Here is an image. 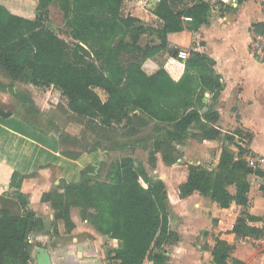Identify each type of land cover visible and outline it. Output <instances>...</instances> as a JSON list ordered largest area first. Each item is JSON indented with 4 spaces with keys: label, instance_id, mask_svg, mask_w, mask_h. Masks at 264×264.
Returning a JSON list of instances; mask_svg holds the SVG:
<instances>
[{
    "label": "trees",
    "instance_id": "trees-1",
    "mask_svg": "<svg viewBox=\"0 0 264 264\" xmlns=\"http://www.w3.org/2000/svg\"><path fill=\"white\" fill-rule=\"evenodd\" d=\"M256 1L264 4V0ZM122 2L38 0L34 19L0 10V74L8 81L4 87L28 104L26 108L33 102L14 92L16 82L53 86L60 91L68 113L83 127L80 135L59 134L62 147L69 143L77 148L62 149L64 157L75 160L83 153L131 150L136 143L147 149L139 136L152 124L147 138L151 142L148 164L155 167L159 154L164 165L170 166L177 160L176 145L188 139L211 141L221 135L214 101L224 85L213 70L214 61L195 51L181 60L177 57L179 50H175L168 63L150 75L142 66L167 48L168 34L185 28L197 31L208 24L211 4L207 0H158L152 11L160 24L154 27L123 15ZM53 3H57L76 42L72 48L45 25L48 7ZM252 28L264 33V23H255ZM142 36L154 37L157 43L142 46ZM179 65H183L182 73ZM96 89L105 93L104 100ZM199 90L212 93L213 102L203 104ZM10 114L0 108V116ZM88 134L92 140H88ZM233 135L247 145L252 139L251 133L241 129ZM225 139L233 142L234 138L226 134ZM236 147V152L222 150L215 169L189 165L185 181L178 186L180 198L197 192L223 209L233 203L245 206L248 176L264 173L249 166L246 157L254 155L246 146ZM104 165L106 162L99 164ZM106 166L103 177L90 175L94 167L88 166L81 171L79 181H61L43 194L42 200L50 201L54 211V224L61 221L66 231L73 229L70 209L77 207L80 218L98 234L121 242L119 248L106 254L110 264H166L167 256L161 248L177 237L169 227L165 183L130 155ZM24 177L17 171L10 174L8 187L12 191L6 195L18 201L22 213L0 212V264H28L31 236L44 229L42 217L28 207L27 197L20 192ZM257 220L246 213L239 215L230 231L217 235L211 261L202 264H228L236 243L263 233L262 228L250 225ZM232 264L244 263L233 259Z\"/></svg>",
    "mask_w": 264,
    "mask_h": 264
},
{
    "label": "crops",
    "instance_id": "crops-1",
    "mask_svg": "<svg viewBox=\"0 0 264 264\" xmlns=\"http://www.w3.org/2000/svg\"><path fill=\"white\" fill-rule=\"evenodd\" d=\"M148 1H151V7L145 9L146 20L143 21H157L152 10L158 0H139L144 4ZM207 1L211 4L209 23L201 25L197 31L185 28L181 32L168 34V46L159 54H171L177 49H183L188 53L199 52L214 61L213 70L224 85L214 101V109L219 115L216 127L221 135L211 141L188 139L182 145H176V148L183 151L192 149L198 158L211 159V166L216 168L222 150L226 148L236 152L237 145L246 146L254 156L264 158V63L256 61L248 50L249 38L252 33H256L252 25L264 23V4L256 0L241 3L238 0ZM37 2L38 0H0V10L34 19ZM132 3L135 1L132 0ZM134 17L141 19L139 16ZM158 22L160 23L159 20ZM152 59L146 60L142 66L148 75L155 73L169 61L166 58L161 66H156ZM179 67L181 70H177L182 73L183 65ZM26 87L31 92L33 104L37 106V113L49 121L52 109L50 104L44 102V99L50 98L48 87L41 88L47 91L43 98L35 95L34 88L39 87L31 84ZM17 89L15 84L14 92H20ZM57 92L60 93L58 90ZM197 94L203 104L213 102V94L209 91L199 90ZM18 104L19 107L24 105L21 101ZM35 123L36 121L24 118L14 111L7 117L0 116V212L4 210L16 216L22 213L18 201L6 195L12 191L8 187L10 174L17 171L25 176L20 192L27 197L28 207L44 219V229L31 236L28 264H110L106 254L121 246L119 240L98 234L87 221L80 218L77 207L70 209L74 228L64 234L62 222L54 224V211L50 201L42 200L43 194L51 192L61 181H79L81 171L88 166L95 167L97 173L100 162L108 159L107 154L96 151L83 153L75 160L66 158L59 153L58 141L51 131L38 128ZM236 129L252 134L248 145L233 135ZM226 134L233 136V142L225 139ZM248 181L250 189L245 206L233 203L229 208L223 209L197 192L181 198L190 206L193 204L192 206L201 207L194 214L202 212L207 218V226L210 227L208 241L213 242L210 250L214 247V238L220 232L230 231L236 218L243 213L258 217L259 220L250 225L262 228L264 232V175L251 174ZM229 191L233 193L234 188L230 187ZM178 235L179 245L174 247L175 250L166 252V264H202L204 251L195 252L190 245L191 237L182 229H178ZM239 248L237 243L233 249V258L244 263L245 257L237 252ZM208 255L204 262L211 261V251ZM227 263L231 264L229 258Z\"/></svg>",
    "mask_w": 264,
    "mask_h": 264
},
{
    "label": "rangeland",
    "instance_id": "rangeland-1",
    "mask_svg": "<svg viewBox=\"0 0 264 264\" xmlns=\"http://www.w3.org/2000/svg\"><path fill=\"white\" fill-rule=\"evenodd\" d=\"M134 1L135 3L133 4L132 0H123L121 6L122 14L139 16L141 17L142 20L143 19L146 20L145 9L147 10L149 6L151 7V1H148L146 4L139 2V0H134ZM48 10H49V14L45 25L51 30H53L57 35H59L60 38L65 40L69 44L70 48L74 47L76 42L71 38L70 31L64 24L62 13L58 8L57 3H53L49 5ZM144 22L154 27H157L160 24L158 20L157 21L150 20ZM139 43L140 45L143 46L147 43L148 44L157 43V40L154 37L142 36ZM169 57H170V52L166 54H158L152 60L155 62L156 66H161L163 61ZM7 82L8 81L0 74V108H3L4 110H8L9 112L14 111L20 114L24 118L36 121L35 124L39 126L38 128H45L51 131L52 135H54L55 138L57 139L58 144H59L58 137L59 134H61V132L69 133L72 135L81 134V131L83 129L82 125L78 123V121L74 120L73 115L68 113L66 100L63 99L61 95H59L60 93L57 92L58 90L57 88L48 86L49 89L48 96H50V98L48 97V99L47 98L46 100L44 99V102L50 104L52 109V115L49 118V121L48 120L44 121V119L40 117L39 113H37L38 111L36 105L33 104L31 107H29L30 109L26 108L28 104L19 107L18 103L20 101L12 94L11 90H8L4 87V85ZM15 84L18 87L17 90L20 91L23 97H25L26 99L27 98L31 99V92L26 87L29 85V83L16 82ZM41 88L43 87H39V89L34 88L35 95L37 98L38 97L43 98L44 95L47 93L45 89H41ZM96 91L102 100L106 98V95L102 90L96 89ZM27 110H29L28 114L26 113ZM151 130H152V124L147 126L139 136V138H144L143 144L147 146V149H143V147L141 146L142 144L136 143L137 145L135 144L134 148H132L131 150H122V151L119 150V151H112L105 153L107 154L108 159L106 161H101L100 163L106 162V165H108V163L113 160H117L120 157L130 155L139 159L144 164L146 170L150 175L162 179L165 182L166 190L168 194V217H169L170 229L171 231L174 232L178 240L176 242L163 245L161 251L166 254V252H171L172 250H175L174 247L178 246L180 241V237L178 235V229H182L183 232H185V234L189 236V238L191 237L190 245L192 246L193 250L195 252L204 251V255L201 259V262H204L206 257L209 256L208 254L211 251L210 250L211 245H213V242L208 241L209 240L208 234L210 227L207 226V221H206L207 218L205 217V215L202 214V212H198L194 214V211L196 210L198 211L201 207L198 208L192 206L193 204L191 205L192 206L191 207L189 204L185 203L179 197L178 186L185 180L189 165L191 164L200 165L207 169H215L211 166L212 160L204 159V158L202 159L201 157L198 158L197 154L192 149H186L185 151H183L181 148L180 149L178 148L176 153L177 160L175 163H173L170 166L164 165L162 163L160 156L157 155L156 165L155 167H151L147 161L148 151L150 149V143H151L147 138L151 134ZM87 137L88 140L93 139V137L89 134L87 135ZM62 149H70V150L73 149L74 151L77 150L75 146L73 147L69 143H65V146L63 147L59 144V153ZM78 151H80V149H78ZM198 160H200L199 163L197 162ZM106 165L101 167L99 166V168L97 169L96 172L97 174H99L100 177L104 176L107 167ZM92 169L93 170H91L89 173L90 175L93 176L95 175V170H94L95 167ZM191 208H193V210H191ZM2 212L8 213V211H4V210H2ZM70 231H72V229ZM70 231H66L65 227L63 226L64 234H68ZM238 245H240V248L238 249L237 252H239L241 255H243V257H245L244 264H264L263 263L264 232L258 238L245 239L243 241L238 242ZM233 253L234 251L231 252L229 255V261L231 262V264L233 263V259H234Z\"/></svg>",
    "mask_w": 264,
    "mask_h": 264
},
{
    "label": "built area",
    "instance_id": "built-area-1",
    "mask_svg": "<svg viewBox=\"0 0 264 264\" xmlns=\"http://www.w3.org/2000/svg\"><path fill=\"white\" fill-rule=\"evenodd\" d=\"M185 20L190 21V18H185ZM248 50L256 61L264 63V33L256 32L251 34L248 42ZM177 57L181 60H185L189 57V53L179 50L177 52ZM246 160L250 167L264 173L263 157L249 155L246 157Z\"/></svg>",
    "mask_w": 264,
    "mask_h": 264
}]
</instances>
